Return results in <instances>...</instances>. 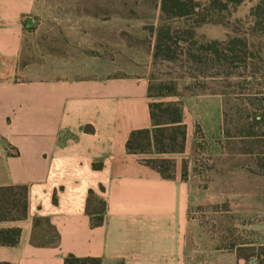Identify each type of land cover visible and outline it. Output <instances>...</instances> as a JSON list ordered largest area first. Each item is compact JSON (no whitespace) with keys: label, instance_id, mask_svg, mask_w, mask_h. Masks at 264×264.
<instances>
[{"label":"crops","instance_id":"0c3cea01","mask_svg":"<svg viewBox=\"0 0 264 264\" xmlns=\"http://www.w3.org/2000/svg\"><path fill=\"white\" fill-rule=\"evenodd\" d=\"M33 2L0 0L3 53L19 50ZM147 85L145 73L0 80V185L28 186L27 217L0 222L21 230L17 244L0 245V262L63 264L73 254L100 258L101 264H191L190 189L176 159L184 151L161 155L175 162L174 177L167 179L143 163L154 155L125 150L132 129L151 126ZM189 99H181L186 136ZM90 190L104 201L102 222L95 226L94 213L86 211ZM35 216L56 228L57 246L31 242ZM200 262L257 264L235 249L214 250Z\"/></svg>","mask_w":264,"mask_h":264},{"label":"rangeland","instance_id":"374dc122","mask_svg":"<svg viewBox=\"0 0 264 264\" xmlns=\"http://www.w3.org/2000/svg\"><path fill=\"white\" fill-rule=\"evenodd\" d=\"M159 0H34L19 50H0V80L13 82L88 79L145 73L156 85L175 83L182 94L192 79L180 62L152 63ZM223 3L224 0H219ZM258 0L215 5L211 22L197 25V38L246 36L252 53L232 64L196 67L186 98V148L176 159L190 189L191 264L217 249L250 255L264 245V37L251 30L250 10ZM207 6V1H201ZM214 20V21H213ZM183 20L172 26L183 27ZM213 77H203L199 71ZM173 98V97H171ZM170 98V99H171ZM256 115L260 121L254 122ZM173 159V158H172ZM186 170L183 172L182 166ZM254 248V249H252Z\"/></svg>","mask_w":264,"mask_h":264},{"label":"trees","instance_id":"16d2710c","mask_svg":"<svg viewBox=\"0 0 264 264\" xmlns=\"http://www.w3.org/2000/svg\"><path fill=\"white\" fill-rule=\"evenodd\" d=\"M207 6L196 0H159L158 24L155 28L154 43L152 46V63L180 62L187 65L188 78L195 80L196 67L214 68L217 61L224 64H232L245 59L249 41L246 36H232L226 40H206L197 38L195 28L197 25L211 22L206 14L215 5L226 7L228 2L238 5L242 0H206ZM252 19L251 30L258 36L264 37V0H258L250 10ZM183 21V27L172 26V21ZM214 21V20H213ZM199 73L203 77H213V73L207 74L202 70ZM188 83L187 94H182L176 88V84L161 82L155 87L157 91L151 92L152 83L150 79L147 85V97L149 117L151 126L149 128H136L129 132L125 142V150L130 154L154 155L143 158L144 164L156 170L161 177L171 179L174 177V159L163 157V154L181 153L185 149L186 127L183 123V106L181 99L191 96L197 92L191 90L195 82ZM195 83V84H194ZM173 97V98H171ZM171 98V99H170ZM176 98V99H174ZM264 115V114H262ZM259 115L253 119L260 121ZM88 128L85 127V131ZM259 173L264 174V161L257 163ZM186 170L185 164L182 166ZM28 211V186L27 184L0 185V222L20 221L27 217ZM86 211L94 213L91 225H99L102 222L104 212V201L96 196L92 190L88 192L86 199ZM20 227H0V245L13 246L17 244L20 236ZM31 242L37 245L57 246L59 244V233L44 216H35L32 220ZM254 249V248H252ZM256 252L250 255H241L244 259L253 257L257 264H264V245L256 248ZM0 264H9L2 261ZM63 264H101L97 257H78L73 254L65 255Z\"/></svg>","mask_w":264,"mask_h":264},{"label":"water","instance_id":"95a60500","mask_svg":"<svg viewBox=\"0 0 264 264\" xmlns=\"http://www.w3.org/2000/svg\"><path fill=\"white\" fill-rule=\"evenodd\" d=\"M25 26H26V27H30V26H32V20H31V18H27V19H26V21H25Z\"/></svg>","mask_w":264,"mask_h":264}]
</instances>
